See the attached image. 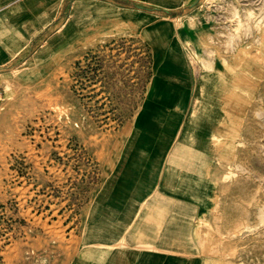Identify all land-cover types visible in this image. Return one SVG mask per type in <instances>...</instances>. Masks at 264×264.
I'll return each instance as SVG.
<instances>
[{
	"label": "rangeland",
	"instance_id": "obj_1",
	"mask_svg": "<svg viewBox=\"0 0 264 264\" xmlns=\"http://www.w3.org/2000/svg\"><path fill=\"white\" fill-rule=\"evenodd\" d=\"M37 2V37L0 70V264L34 222L75 228L102 168L103 187L120 175L119 185L138 187L157 157L147 187L165 185L170 198L148 192L141 223L181 221L192 263L264 264V0H186L171 13L146 2L163 21L147 32L126 22L129 8L142 9L128 0ZM173 34L183 65L170 87L187 101L168 124L179 134L164 151L169 126L152 128L138 155L136 128L168 73L158 53Z\"/></svg>",
	"mask_w": 264,
	"mask_h": 264
},
{
	"label": "crops",
	"instance_id": "obj_2",
	"mask_svg": "<svg viewBox=\"0 0 264 264\" xmlns=\"http://www.w3.org/2000/svg\"><path fill=\"white\" fill-rule=\"evenodd\" d=\"M128 1L142 4V9L132 7L123 14L126 22L137 26L142 32L152 30L154 25L163 24V21L151 17L155 12L143 9L147 8L146 2H152L157 13H171L188 7V3H184L186 0H168L167 5H160V0ZM37 3V0H0V70L9 67L21 53L22 46L30 44L37 37ZM110 4L112 5L105 3L98 7L114 12L115 14L111 15L113 17L118 16L115 6H119ZM177 37L180 36L173 34L171 38H164L163 45L166 44L168 51L161 47L158 53V60H161L159 64L163 60L168 62V73L157 77V82L165 88L156 87L151 90L149 102L145 105L142 119L137 125L135 139L141 144L137 149L138 155L145 153L146 143L149 146L153 144L152 134H156V131L152 128L169 126L168 130L164 131V151L168 149L169 141L179 134L178 124H168L178 120L187 101L182 91L170 87L174 82L176 85L180 81L174 76L180 75L179 70L183 65V59L175 52L178 44L174 39ZM154 41L156 40L153 39ZM152 46L154 48V44ZM30 49L29 46L28 50ZM171 112L175 113L173 118L157 119L160 122L156 125L150 123L152 117L164 118L166 113ZM138 159L144 162L142 156ZM157 159L150 173L146 175V184L140 180L138 187H127L126 182L119 185L121 175L117 177L118 180L113 178L110 187H103L105 170L102 168L103 179L100 185L88 194V202L82 208L80 221L75 228L66 232L62 225L32 223L34 228L27 231V239L17 241L5 252L4 264H197L186 258L195 253L183 252L181 247L179 227H175L176 224H181V221L141 223V205L147 201L146 197L151 191L150 194L156 192L158 198H170L171 190L165 185H162L163 191L160 187L152 190V187H147L155 179L156 173L160 175L161 165ZM102 161L109 163L110 158L103 157ZM140 179H145V176H140ZM133 224H138V230L129 231Z\"/></svg>",
	"mask_w": 264,
	"mask_h": 264
},
{
	"label": "bare ground",
	"instance_id": "obj_3",
	"mask_svg": "<svg viewBox=\"0 0 264 264\" xmlns=\"http://www.w3.org/2000/svg\"><path fill=\"white\" fill-rule=\"evenodd\" d=\"M165 87H161V89H164ZM205 90V89H204ZM201 94V93H200ZM197 110V109H196ZM195 110V111H196ZM194 114H195V112L193 111V113H192V115H191V117H190V119L187 121V123L185 124V125H187V126H185L184 127V129H185V132H184V136H183V139H182V143H184V141H185V139H186V137L190 134V132H191V128H190V122H191V118L192 117H194Z\"/></svg>",
	"mask_w": 264,
	"mask_h": 264
},
{
	"label": "built area",
	"instance_id": "obj_4",
	"mask_svg": "<svg viewBox=\"0 0 264 264\" xmlns=\"http://www.w3.org/2000/svg\"><path fill=\"white\" fill-rule=\"evenodd\" d=\"M0 95H1V94H0ZM0 98H1V96H0ZM86 199H87V197L85 198V200H86ZM85 200H84V201H85ZM84 201L81 203L82 205L84 204ZM73 206H75V205H73ZM2 209H3L4 211H7L8 208H7V207H4V208H2Z\"/></svg>",
	"mask_w": 264,
	"mask_h": 264
}]
</instances>
